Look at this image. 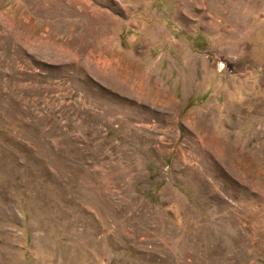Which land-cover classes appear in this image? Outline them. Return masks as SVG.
Listing matches in <instances>:
<instances>
[{
  "label": "rangeland",
  "instance_id": "374dc122",
  "mask_svg": "<svg viewBox=\"0 0 264 264\" xmlns=\"http://www.w3.org/2000/svg\"><path fill=\"white\" fill-rule=\"evenodd\" d=\"M0 264H264V0H0Z\"/></svg>",
  "mask_w": 264,
  "mask_h": 264
}]
</instances>
